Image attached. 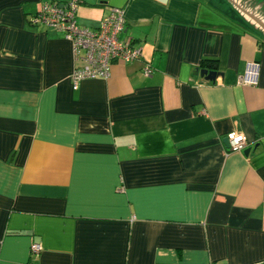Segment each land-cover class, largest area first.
<instances>
[{
  "label": "crops",
  "instance_id": "0c3cea01",
  "mask_svg": "<svg viewBox=\"0 0 264 264\" xmlns=\"http://www.w3.org/2000/svg\"><path fill=\"white\" fill-rule=\"evenodd\" d=\"M42 1L0 0V264H264V0H79L140 56L76 90Z\"/></svg>",
  "mask_w": 264,
  "mask_h": 264
},
{
  "label": "built area",
  "instance_id": "2783aa9c",
  "mask_svg": "<svg viewBox=\"0 0 264 264\" xmlns=\"http://www.w3.org/2000/svg\"><path fill=\"white\" fill-rule=\"evenodd\" d=\"M79 0H68L63 4L42 1L29 19L30 26H40L61 35L72 49L74 67L69 75L71 88L76 90L84 80L107 79L113 64H129L140 56V50L129 41H120L118 34L123 30L124 12L112 8L103 16L96 28L80 27L75 20ZM259 67L256 62L245 64L243 73L237 77V83L243 86H256ZM148 65L142 67L144 76L151 75ZM228 150L241 152L245 148V138L240 134L227 136ZM31 253L40 251L38 244H31Z\"/></svg>",
  "mask_w": 264,
  "mask_h": 264
},
{
  "label": "water",
  "instance_id": "95a60500",
  "mask_svg": "<svg viewBox=\"0 0 264 264\" xmlns=\"http://www.w3.org/2000/svg\"><path fill=\"white\" fill-rule=\"evenodd\" d=\"M198 75L201 79H203L206 82L214 83L215 79L219 76H221V73H218L217 71H208L206 69H200L198 71ZM223 143L225 147H228V140L224 139ZM248 150H243V155H247Z\"/></svg>",
  "mask_w": 264,
  "mask_h": 264
},
{
  "label": "rangeland",
  "instance_id": "374dc122",
  "mask_svg": "<svg viewBox=\"0 0 264 264\" xmlns=\"http://www.w3.org/2000/svg\"><path fill=\"white\" fill-rule=\"evenodd\" d=\"M229 1L232 2L233 0H229ZM237 1H238V0H237ZM239 1H240L241 4H244V3H247V4H248L249 2H250V3L257 4L256 0H239ZM236 4H237V3H236ZM254 4H253V5H254ZM256 6H258V5H256ZM244 8H245V7H243V6H239V9H240V10H243V12H244V10H245V11L247 10V9H244ZM263 19H264V17H263Z\"/></svg>",
  "mask_w": 264,
  "mask_h": 264
},
{
  "label": "trees",
  "instance_id": "16d2710c",
  "mask_svg": "<svg viewBox=\"0 0 264 264\" xmlns=\"http://www.w3.org/2000/svg\"><path fill=\"white\" fill-rule=\"evenodd\" d=\"M203 68H208V69H216V64L212 61H206L201 65Z\"/></svg>",
  "mask_w": 264,
  "mask_h": 264
}]
</instances>
